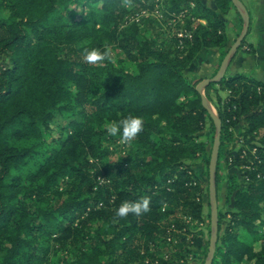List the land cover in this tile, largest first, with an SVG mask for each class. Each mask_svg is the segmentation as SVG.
<instances>
[{"label":"trees","instance_id":"obj_1","mask_svg":"<svg viewBox=\"0 0 264 264\" xmlns=\"http://www.w3.org/2000/svg\"><path fill=\"white\" fill-rule=\"evenodd\" d=\"M214 1L220 12L203 0H0V56L8 58L0 67V264H186L204 245V231L191 228L205 200L193 164L209 153L199 133L215 123L186 70L203 48L227 54L221 13L237 7ZM156 9L177 23L175 34ZM92 48H115L116 63L86 64ZM217 84L230 91L224 102L215 93L218 173L241 116L246 135L264 129V81L223 76L206 86L211 100ZM58 115L68 125L47 140ZM128 116L143 117L144 131L113 160L119 137L104 124ZM261 141L244 160V148L237 154L248 169L242 181L229 177L232 207L219 209V228L230 218L213 264H264V133ZM142 197L150 212L115 217L123 201Z\"/></svg>","mask_w":264,"mask_h":264},{"label":"rangeland","instance_id":"obj_2","mask_svg":"<svg viewBox=\"0 0 264 264\" xmlns=\"http://www.w3.org/2000/svg\"><path fill=\"white\" fill-rule=\"evenodd\" d=\"M126 4L130 8H132L130 3H126ZM153 14L160 17V20H161L160 22L162 23L161 26L164 29V32L170 35V34H175V32L178 31L177 23L172 19H168L165 15L162 17L163 14L161 12V9H156ZM180 32L181 31L179 30V35H182V33ZM113 50L114 51L111 50V53L115 55L117 50L115 48ZM224 57H221L220 65ZM194 62L195 61H193L192 64H194ZM7 64H8L7 56L1 55L0 56V67L7 65ZM192 64L186 70V74L190 79H192V81L196 82L198 85L202 80L199 79L198 76H195V70ZM205 88L206 87H202L201 90L209 101L208 106L220 118L218 108L216 106L217 96L215 93H218L221 96L222 101L224 102L230 95V91L220 88L219 85L217 84L215 86V90L212 89L209 92L212 94V97H213V99L211 100L207 96ZM235 117L236 116H233V119ZM69 119L70 118L64 117L62 115L56 116L55 119L51 123L52 127L49 130L47 129L45 131V137L47 138V140H52V138L57 137L59 131L68 125ZM246 127H247V124L245 123L244 116H241L239 118L238 124L236 126H231L229 128L228 132L230 134L227 135V140H226V145H227L226 155L220 162L221 163L220 170L218 171V173L216 172V176L217 174H219L220 176L219 177L220 181L217 184V195H218V208L222 212H226L230 210L232 207L227 201V189H228L229 177L231 175H235L237 176L238 180L242 181L243 174L245 173V170L248 169V167L245 164H241L242 162H240L239 164V161L237 160V154L239 153L241 148H244L243 151H245L246 153H243L244 156L240 157L241 160H244L246 157L249 156V148L253 146L252 144L258 143V145L256 146H259V143L262 142L261 139L263 137L264 129H262L260 133L254 132L253 134L246 135L245 133ZM216 134H217L216 125H215V129L211 128V122H210V119H208L205 129L199 133V139L207 143V150L209 152L208 154H210V157L208 154L199 155V158H197L193 164L196 173L203 181L202 186L204 188V199L205 200H204L203 221L200 223L197 221L192 222L191 228L192 230H203L204 231V236H203L204 245L201 247H198V246L192 247V254L189 256L188 262L186 264H206L208 257H209L210 247L212 243L211 222H212V216H213L212 206L210 204V193H209V180H210L209 166H210V160H211V156L213 152V145L215 142ZM253 135H255V138H253L252 140ZM112 145H113V151H114L112 158L113 160H118L120 154L123 153V151L125 150V144L120 143L119 138H117L114 141V143H112ZM253 149L251 150L252 153H254ZM219 153H220V149H219ZM208 158H209V163L207 161ZM218 161H219V155L217 159V166H218ZM183 218H186V215H183ZM229 218L230 216L226 215V217H224V220L222 221L221 228H219V232H218L217 245L221 244L222 242L219 236H221L225 232ZM187 220L190 221V219H187ZM241 238L247 241L248 243L253 244L257 249H260L261 243L260 241L255 240L254 235L244 231L241 233ZM216 251H217V248H216ZM216 251H215V256H216ZM218 258L220 257L218 256Z\"/></svg>","mask_w":264,"mask_h":264},{"label":"crops","instance_id":"obj_3","mask_svg":"<svg viewBox=\"0 0 264 264\" xmlns=\"http://www.w3.org/2000/svg\"><path fill=\"white\" fill-rule=\"evenodd\" d=\"M208 6L217 8L214 0H203ZM250 14V26L246 42L234 53L224 70V76L243 73L257 80L264 81V0H241ZM238 9L232 8L228 14H222L226 22L227 44L226 52L235 43L244 27L241 29ZM239 11V10H238ZM240 12V11H239ZM254 51H250V47ZM221 49L219 47L203 48L192 64L195 76L203 80L212 78L220 68Z\"/></svg>","mask_w":264,"mask_h":264},{"label":"water","instance_id":"obj_4","mask_svg":"<svg viewBox=\"0 0 264 264\" xmlns=\"http://www.w3.org/2000/svg\"><path fill=\"white\" fill-rule=\"evenodd\" d=\"M233 4L237 7V9L240 11L243 20H244V27L235 41V43L231 46V48L228 50L227 54L225 55L220 68L216 74V76L212 78H205L203 79L197 86L196 89L201 95L202 104L205 108H207L210 116L212 117L213 121L215 122V125L217 127V134L215 138V142L213 145V152L210 160V166H209V193H210V204L212 206V222H211V247L209 252V257L206 264H213L215 251L217 248V242H218V232H219V208H218V195H217V182H216V172H217V159L219 155V149L221 145V136H222V121L221 119L211 110V108L208 106V99L205 96V94L202 92V87H206L211 82H219L221 78L224 76V70L227 66L228 62L234 55V53L238 50V48L241 46L243 40L248 34L249 26H250V14L243 4L241 0H232Z\"/></svg>","mask_w":264,"mask_h":264},{"label":"clouds","instance_id":"obj_5","mask_svg":"<svg viewBox=\"0 0 264 264\" xmlns=\"http://www.w3.org/2000/svg\"><path fill=\"white\" fill-rule=\"evenodd\" d=\"M83 61L90 66H102L105 61L115 64V58L110 49L98 48L85 49ZM145 122L143 117L128 116L120 121L105 122L104 129L108 136L119 137V142L129 144L144 131ZM151 211L150 198L142 197L136 201H123L116 210V218H127L130 214L141 217Z\"/></svg>","mask_w":264,"mask_h":264},{"label":"built area","instance_id":"obj_6","mask_svg":"<svg viewBox=\"0 0 264 264\" xmlns=\"http://www.w3.org/2000/svg\"><path fill=\"white\" fill-rule=\"evenodd\" d=\"M253 151H254V153H255V151H256V149H253ZM243 153H246L245 151H243ZM242 153V155L241 156H244V154Z\"/></svg>","mask_w":264,"mask_h":264}]
</instances>
